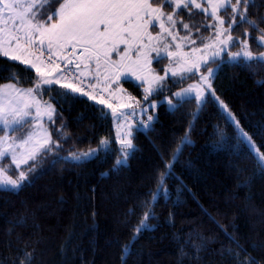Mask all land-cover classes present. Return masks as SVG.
I'll return each mask as SVG.
<instances>
[{
  "label": "trees",
  "instance_id": "trees-1",
  "mask_svg": "<svg viewBox=\"0 0 264 264\" xmlns=\"http://www.w3.org/2000/svg\"><path fill=\"white\" fill-rule=\"evenodd\" d=\"M239 11L244 12L243 6ZM222 13L228 26L231 7ZM247 16L258 22L257 29L240 25L237 16L231 31L233 48L248 36L252 52H261L264 47L256 45L264 35V23H259L264 20V0H256ZM12 65L21 78L19 87L34 88L39 80L35 70L5 57H0V85L11 83L6 78ZM217 65L211 83L215 96L208 95L210 102L190 133L193 143L183 148L171 175L163 177L156 200L149 194L156 192L161 173L167 171L165 163L189 127L190 114L196 111L194 99L174 112L159 104L150 129L133 128L136 150L128 166L113 172L122 148L115 137L112 109L57 84L37 89L42 102L59 100L57 93H67L70 99L53 104L56 111L47 121L52 160L48 158L18 191H0V264H28L26 254H31L30 264H122L125 245L130 249V254L124 253L127 264H236L237 251L241 261L250 256L264 264V176L255 175V162L246 149L241 147L236 154L220 143L217 134L219 128L233 136V128L221 119L223 101L264 155V134L256 132L257 125H264V61L220 59ZM120 86L143 101L141 85L122 80ZM45 88L52 91L45 95ZM101 140L108 143L101 146ZM228 144L235 145V139ZM94 148L100 150L89 160L67 159ZM149 210L153 212L146 221L149 227L136 234ZM201 237L206 238L202 241L206 250L197 256L194 245Z\"/></svg>",
  "mask_w": 264,
  "mask_h": 264
},
{
  "label": "snow or ice",
  "instance_id": "snow-or-ice-1",
  "mask_svg": "<svg viewBox=\"0 0 264 264\" xmlns=\"http://www.w3.org/2000/svg\"><path fill=\"white\" fill-rule=\"evenodd\" d=\"M229 6L233 13V24H229L225 30L223 28L225 21L219 13L221 10L226 12ZM242 6L244 8L243 13L239 12ZM255 6L256 0H234V2L233 0H208L207 7L203 9L197 0H0V57L34 69L36 76L39 77L34 88L23 89L19 87L21 78L15 66L12 65L7 69L9 76L6 79L11 83L0 85V101H2L0 103V122L3 124V130L6 133L16 131L18 128L14 126H23L29 122L33 107H35L37 117L42 115L41 100L37 99L34 92L45 85L58 84L61 88L69 89L71 93H79L91 100L94 96L85 90L86 87L95 89L98 84H103L104 87L101 91H105L111 83H116L121 78L126 80L127 77L131 76L150 85L146 89V93L163 91L165 76L155 75L150 66L154 60L159 63L162 54H166L169 60L177 55V53L169 50L170 44L164 33H167L172 38V42H175L179 34L172 29L176 28L177 23L182 24L185 30L190 28L188 23L177 20V17L183 15L182 9H188L190 16L193 15L191 9L202 10L206 15L210 9L212 20L219 25L216 32L217 38L223 35L224 31L229 32L226 39L220 40L224 48H228L235 46V41L230 32L233 30V25L237 24V16L240 17V25L248 24L253 30L257 29L258 22L249 20L247 16L248 9ZM45 7L48 8L46 17L40 11L41 8ZM165 17L166 23L164 22ZM157 23L161 31L159 34L153 35L149 29L154 30ZM259 23H264V20L259 21ZM188 39L189 35H184L183 40ZM192 42L195 43V41ZM261 42H264V37H262ZM259 46V44L256 45L257 48ZM176 48L180 49L181 44L176 43ZM223 50L222 48L221 51ZM193 51H200V49H193ZM152 53H155L156 56L153 57ZM241 55L248 62L254 59L258 63L264 61V53H261L259 58L253 57L249 50L248 40L242 41L241 53H229L230 59L237 61ZM219 56L220 52L215 53L213 60ZM208 63L207 59L195 60L182 71L195 74L200 72L202 64L207 65ZM245 66L251 67V64L247 63ZM218 68L219 65L216 69L209 67L207 69L208 74L201 76L198 85H190L189 88L175 93L177 98L175 103L171 99L168 101L170 109L174 112L184 104H191L194 99L196 111L190 114L192 120L185 135L181 138L171 159L165 163L167 171L161 173L156 192L149 194L152 200L157 199L163 187V177L171 175L172 166L183 148L192 145L190 133L203 106L210 102V97L206 93L210 89V78L216 75ZM171 72L173 76L177 75L176 70H171ZM82 77L84 79H81ZM89 77L94 79L96 83H92L91 79H88ZM189 78L192 77L189 76ZM181 80H183V76H181ZM153 84L157 85V88H152L151 85ZM49 91L52 89L45 88L44 94L47 95ZM193 91L196 93L194 97L191 95ZM56 95L59 100H53L51 103L43 102V108L49 120L52 119L56 111L53 104L70 99L67 93H57ZM211 95L215 96V93L212 92ZM216 99L219 100V97ZM96 103L105 104V101L97 99ZM127 106L130 107L131 105ZM219 106L223 112L228 113L227 116H224L222 112L221 119L224 120L227 127L233 128L232 137H229L223 129L218 128L217 134L220 136V143L233 148L236 154H239L241 147L246 149L248 155L255 162L257 169L255 175L264 176V155L253 152L257 146L252 142L251 136L241 127L236 117L229 111L228 106L223 101H220ZM105 107H111L113 116H118L116 107L110 104H105ZM142 111H146V109H142ZM148 119L152 121L153 117L149 116ZM145 127L150 129L151 125L148 124ZM256 132L257 134H264V125H257ZM130 136L131 133L129 132L120 138L119 142L122 145L124 159L116 161V165L112 169L113 172L126 168L128 159L136 150L131 139L128 138ZM233 138L236 144L229 145V139ZM8 139L9 136L6 134L2 141L5 146L0 149V160L10 154L12 164L17 170H20L22 164H27L29 160L36 158L39 149L35 146L27 153L18 154L15 151L16 147L28 144L31 136L27 140L21 141L19 145H16L15 141L13 144H7ZM50 139V137L45 139L41 147L49 144ZM107 143L106 140L100 141L101 146ZM99 150L94 149L82 153L81 156L90 158L95 156ZM81 156L74 155L73 159L80 161ZM57 160L52 162L53 166ZM102 175L108 176L109 173ZM25 180V171L20 170L18 179H13L7 169L0 167V191H18ZM250 182L249 180L248 183ZM164 195H167L166 189ZM152 218L153 212L149 210L145 213L140 226L134 230L135 233L139 234L146 230L149 227L146 221ZM204 239L206 238L201 237V242L194 245L197 256L200 251L206 250V246L202 242ZM233 242L235 243V241ZM236 247L239 250V244ZM253 247L256 246L253 245ZM125 252L130 254L127 245L121 253L122 264H127ZM224 254L222 248L221 256L223 257ZM227 254L232 256V250L228 249ZM26 255L28 256V264H30L31 254ZM239 255L240 253L237 251L233 257L236 264H261L260 261L250 256L246 261H241Z\"/></svg>",
  "mask_w": 264,
  "mask_h": 264
},
{
  "label": "rangeland",
  "instance_id": "rangeland-1",
  "mask_svg": "<svg viewBox=\"0 0 264 264\" xmlns=\"http://www.w3.org/2000/svg\"><path fill=\"white\" fill-rule=\"evenodd\" d=\"M197 2L201 3L202 9L207 7L208 0H197ZM40 11L44 15V17H46V15L48 14L47 7L41 8ZM181 11L183 15L177 17V20L178 21L182 20L183 23H188L190 25V28L188 30H185L183 29L182 24L177 23L176 28L172 29L173 31L179 34L175 42H172V38L168 36L167 33H164V36L166 37L167 41L170 44L169 50L174 53H177V55H174L171 58V60H169L166 54H162L160 62L156 63L154 60L153 64L150 66L152 73H154L155 75L165 76V81L163 82V91H159L158 94L161 92L162 93L166 92V94L158 95L157 97L156 96L157 92H153L151 94L146 93V89L149 88L150 85L148 83H144L143 81H138L131 76L127 77L126 80H131L135 82L136 84L141 85V87L144 90L145 94H144L142 102L135 100L131 95H128L127 93L123 91V89L120 86V82L122 80H125L124 78H121V80L117 81L116 83H111L110 88H108L109 95L113 94V96L111 97L117 98L119 109L125 113L131 114L132 116L136 117L138 119V123L140 122L142 123V126L144 125L143 127L144 129H145V126L151 122L149 121L148 118L149 116L153 117V114L155 113V110L159 104L164 103L170 109L168 101L171 99L174 103L176 102L177 98L175 96V93L181 92L184 89L189 88L190 85H198L201 80V76H206L208 74L207 69L209 67L213 69L217 68L215 67V61L220 60V59L237 61V60L230 59L229 53H241L243 40H248V45H249V39L247 36L245 39L240 40V46L238 48H233V46L224 48V46L220 43V40L226 39L227 36L229 35V32L224 31L223 35L217 38L216 32H217V28L219 27V25L217 24L216 21L212 20L210 9L207 15L202 10H198V9H191V13L193 14L191 16L189 15L188 9H182ZM222 12L223 10H221L219 15L225 21L223 28L226 30L228 28V26L225 25L227 19L224 13ZM207 17H210V19L208 20ZM229 20L231 21L230 24H233L232 16H230ZM164 22L166 23V17L164 18ZM149 30L152 31L153 35H157L161 31L158 23L155 25L154 30L152 28H150ZM186 34L189 35V39L183 40V37ZM262 37H264V35L260 36L257 42L259 45L264 47V42H261ZM232 38L235 41L233 36ZM192 41H195V43H193ZM176 43L181 44L180 49L176 48ZM205 45H208V47H205ZM222 48L224 49L223 51H221ZM193 49H200V51L194 52ZM249 50L252 52V50L250 49V45H249ZM217 52H220V56L216 57L215 60H213V57L215 56V53ZM261 53H264V50L261 52H257V53L252 52V55L253 57L259 58L261 56ZM152 56L155 57L156 54L152 53ZM203 59H207L209 63L207 65L202 64L200 72H196L195 74H192V73L182 71L183 68L189 67L192 61L203 60ZM240 59L245 60V58L242 55L240 56L239 60ZM171 70H176L177 75L173 76ZM181 76H183V80H181ZM189 76H191L192 78H189ZM82 79L84 78L82 77ZM89 79H91V77H89ZM213 79L214 77L210 78V81H209L210 89L206 93V95H209L211 93V83ZM149 80H150V77H149ZM91 82L96 83L94 79H91ZM99 87L103 88L104 85L102 84L101 86L96 87V89H98ZM151 87L157 88V85L153 84L151 85ZM25 89H28V88H25ZM88 92L93 94L92 91H88ZM34 94H36V92H34ZM195 94H196L195 91L191 93L193 97L195 96ZM93 96L94 98L92 100L96 101L94 94ZM146 96H147V99H145ZM129 97H131V99H129ZM42 105L43 103L41 102L42 115L40 117H37L35 107H33L31 109V112H33L31 113V118L33 119L27 122L26 124H24L23 128L19 132L11 133L10 131H8L6 133V131L3 130L2 122H0V149H2L5 146L2 141H3V137L6 134L9 136L7 144H13V141H15L16 145H19L21 141L27 140L29 136H31V140L28 144L23 145L22 147L15 148V151L18 154L21 152L27 153L33 148V146L39 149V152L34 160H29L27 164L21 165L20 170L25 171V174H26V180L23 182V185L32 181L34 176L42 170L44 162L45 161L47 162L48 158L52 160L53 154H54L51 148L53 141H52L50 130L47 125V121L49 119ZM127 105H131V106L129 107ZM152 105H155V107H152ZM142 109H146V111H142ZM117 119H118V116H117ZM26 127L28 128L25 129ZM113 127H114L115 137L118 142L120 141L121 137L125 136L129 132L131 133V136L128 138L131 139L132 141L133 128H134L133 125L121 124L120 122H117L114 120ZM48 137L51 138L50 143L41 147L43 141L47 139ZM119 144L122 148V145L120 142ZM94 149L72 153L68 155L67 159L71 161H75L73 159L74 155L81 156L82 153H87ZM253 150L255 153H259L256 148H254ZM97 154L98 152L96 153V155ZM93 157L85 158L81 156V160L75 161V162L86 161ZM120 159H124L123 154ZM0 167L7 169L11 178L18 179L20 170H17L15 165L12 164L10 154L6 156L3 160H0Z\"/></svg>",
  "mask_w": 264,
  "mask_h": 264
},
{
  "label": "built area",
  "instance_id": "built-area-1",
  "mask_svg": "<svg viewBox=\"0 0 264 264\" xmlns=\"http://www.w3.org/2000/svg\"><path fill=\"white\" fill-rule=\"evenodd\" d=\"M109 88V87H108ZM101 91V89H92L90 87H86V91H92L93 94L98 98V99H103L105 101V104H110L113 107H116L117 113H118V121L121 124H129L133 125L134 127L138 129H142V123H138V119L131 114L125 113L121 111L118 107V100L116 98H112L111 95H109V90ZM111 108V107H109ZM112 109V108H111Z\"/></svg>",
  "mask_w": 264,
  "mask_h": 264
},
{
  "label": "crops",
  "instance_id": "crops-1",
  "mask_svg": "<svg viewBox=\"0 0 264 264\" xmlns=\"http://www.w3.org/2000/svg\"><path fill=\"white\" fill-rule=\"evenodd\" d=\"M155 6V5H154ZM89 79V78H88ZM102 84H100V85H97V87L98 86H101ZM100 88V87H99ZM23 89H25V88H23ZM34 95H36V94H34ZM113 95V94H112ZM36 97H37V99L38 100H40L39 98H38V96L36 95ZM42 102V101H41ZM0 103H2V101H0ZM43 103V102H42ZM43 106V105H42ZM31 113H33V112H31ZM142 114H144V113H142ZM30 119H29V121L30 120H32L33 118H31V117H29ZM26 124V123H25ZM24 126V125H23ZM23 126H14V127H17L18 128V130H16V131H10L11 133H15V132H19L22 128H23ZM28 127H26L25 129H27Z\"/></svg>",
  "mask_w": 264,
  "mask_h": 264
}]
</instances>
